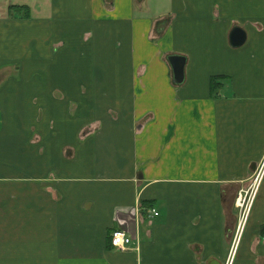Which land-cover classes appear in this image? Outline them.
<instances>
[{
  "label": "crops",
  "instance_id": "0c3cea01",
  "mask_svg": "<svg viewBox=\"0 0 264 264\" xmlns=\"http://www.w3.org/2000/svg\"><path fill=\"white\" fill-rule=\"evenodd\" d=\"M263 161L264 0H0V264H264Z\"/></svg>",
  "mask_w": 264,
  "mask_h": 264
},
{
  "label": "built area",
  "instance_id": "2783aa9c",
  "mask_svg": "<svg viewBox=\"0 0 264 264\" xmlns=\"http://www.w3.org/2000/svg\"><path fill=\"white\" fill-rule=\"evenodd\" d=\"M263 178H264V161L256 171V174L253 178V182L250 185V187L248 189H243L239 191L237 194L235 206L240 211L241 217H240V223L237 229L235 241L239 240L242 235L245 222L247 220L248 214L252 208V205L256 197L257 189L260 186ZM148 213L150 217H158L160 215L159 212L154 208L149 209ZM132 243H133L132 237L124 230L121 229L115 230L111 234L110 244L112 248L117 251L120 252L127 251L129 247L132 245ZM227 264H230V260L227 262Z\"/></svg>",
  "mask_w": 264,
  "mask_h": 264
},
{
  "label": "water",
  "instance_id": "95a60500",
  "mask_svg": "<svg viewBox=\"0 0 264 264\" xmlns=\"http://www.w3.org/2000/svg\"><path fill=\"white\" fill-rule=\"evenodd\" d=\"M230 45L234 49L241 48L247 42V34L241 28H234L230 34ZM168 62L173 71L174 83L178 86L185 81V67L187 59L180 55H171L168 57Z\"/></svg>",
  "mask_w": 264,
  "mask_h": 264
},
{
  "label": "trees",
  "instance_id": "16d2710c",
  "mask_svg": "<svg viewBox=\"0 0 264 264\" xmlns=\"http://www.w3.org/2000/svg\"><path fill=\"white\" fill-rule=\"evenodd\" d=\"M10 12L11 14L14 13V15L16 13H19V15L21 14L24 18L30 19V10L27 7H10ZM211 91L213 92L218 86V79L216 80L215 78H212L211 80ZM153 207H149V209H152ZM264 232V230H263ZM111 245V244H110Z\"/></svg>",
  "mask_w": 264,
  "mask_h": 264
},
{
  "label": "rangeland",
  "instance_id": "374dc122",
  "mask_svg": "<svg viewBox=\"0 0 264 264\" xmlns=\"http://www.w3.org/2000/svg\"><path fill=\"white\" fill-rule=\"evenodd\" d=\"M66 41V40H65ZM58 49V47H55L54 48V50H57ZM219 80V79H218ZM224 81V80H223ZM228 83L226 82V81H224V85H225V87L227 88L228 87V85H227ZM64 156V155H63ZM62 159H67L65 156L64 157H62ZM62 161V160H61ZM240 217H241V213H240V211L238 210V217H237V229H238V226H239V223H240ZM237 229H236V232H235V237H236V234H237Z\"/></svg>",
  "mask_w": 264,
  "mask_h": 264
}]
</instances>
